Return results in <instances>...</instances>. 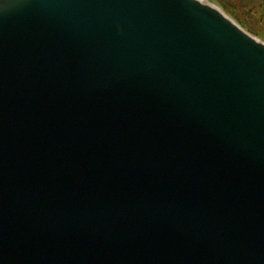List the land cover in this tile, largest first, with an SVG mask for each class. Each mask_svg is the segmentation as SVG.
<instances>
[{"label": "water", "instance_id": "1", "mask_svg": "<svg viewBox=\"0 0 264 264\" xmlns=\"http://www.w3.org/2000/svg\"><path fill=\"white\" fill-rule=\"evenodd\" d=\"M0 264H264V39L213 0H0Z\"/></svg>", "mask_w": 264, "mask_h": 264}, {"label": "trees", "instance_id": "2", "mask_svg": "<svg viewBox=\"0 0 264 264\" xmlns=\"http://www.w3.org/2000/svg\"><path fill=\"white\" fill-rule=\"evenodd\" d=\"M250 32L264 38V0H213Z\"/></svg>", "mask_w": 264, "mask_h": 264}, {"label": "rangeland", "instance_id": "3", "mask_svg": "<svg viewBox=\"0 0 264 264\" xmlns=\"http://www.w3.org/2000/svg\"><path fill=\"white\" fill-rule=\"evenodd\" d=\"M260 37V36H259ZM262 38V37H261ZM262 39H264V38H262Z\"/></svg>", "mask_w": 264, "mask_h": 264}]
</instances>
